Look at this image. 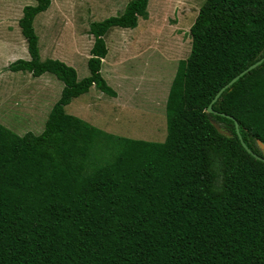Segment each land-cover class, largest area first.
<instances>
[{
    "label": "trees",
    "instance_id": "obj_1",
    "mask_svg": "<svg viewBox=\"0 0 264 264\" xmlns=\"http://www.w3.org/2000/svg\"><path fill=\"white\" fill-rule=\"evenodd\" d=\"M25 5L28 59L11 71L62 81L43 130L0 123V264H264V0H204L189 28L165 103L166 136L101 133L65 107L94 85L113 27L135 28L148 0L89 24L88 75L41 59L33 21L51 0ZM250 149L242 145L235 130Z\"/></svg>",
    "mask_w": 264,
    "mask_h": 264
},
{
    "label": "rangeland",
    "instance_id": "obj_2",
    "mask_svg": "<svg viewBox=\"0 0 264 264\" xmlns=\"http://www.w3.org/2000/svg\"><path fill=\"white\" fill-rule=\"evenodd\" d=\"M128 1L51 0L33 22L40 58L62 60L76 70L79 79L87 76L93 43L89 24L120 14ZM203 2L148 0V16L140 17L135 28H111L104 37L108 52L100 73L116 92L115 98L91 87L73 98L65 111L101 133L162 142L168 90L178 61L189 54V28ZM34 3L0 0V120L18 135L42 131L63 86L50 72L47 75L55 83L46 85L39 76L7 68L10 62L25 57L26 42L18 20L23 7Z\"/></svg>",
    "mask_w": 264,
    "mask_h": 264
},
{
    "label": "water",
    "instance_id": "obj_3",
    "mask_svg": "<svg viewBox=\"0 0 264 264\" xmlns=\"http://www.w3.org/2000/svg\"><path fill=\"white\" fill-rule=\"evenodd\" d=\"M263 61H264V55H263L260 59H258L256 62H254L253 64L249 65L247 68H245L244 70H242L241 72H239L237 75H235V76H234L231 80H229L225 85H223V86H222V87L216 92V94L214 95V97L212 98V100H211V102L209 103V105H208L206 111H207V112H214L213 109H212V107H211V105H212L213 102H215V101L218 99V97L220 96V94H221L226 88H228L231 84H233V83H234L239 77H241L242 75H244L246 72L250 71L251 69L255 68L256 66H258L259 64H261ZM234 123H235V130H236V132H237V134H238V137H239V139H240L242 145L244 146V148H245L247 151L251 152L250 149L245 145V143L243 142V140H242V138H241V136H240V134H239V129H238V124H237V122L234 121ZM258 143H259V146H260V148L262 149V151H263V153H264V143H262L261 141H259ZM251 153H252V155H253L254 157H256V158H258V159L264 161V158H263V157H260V156L256 155V154L253 153V152H251Z\"/></svg>",
    "mask_w": 264,
    "mask_h": 264
},
{
    "label": "crops",
    "instance_id": "obj_4",
    "mask_svg": "<svg viewBox=\"0 0 264 264\" xmlns=\"http://www.w3.org/2000/svg\"><path fill=\"white\" fill-rule=\"evenodd\" d=\"M34 22V21H33ZM131 29V28H130ZM133 29V28H132ZM24 38V37H23ZM25 40V39H24ZM26 42V41H25ZM26 51H27V44H26V48H25V57L23 58V59H28L29 58V54H28V58H27V53H26ZM28 52V51H27ZM104 59V58H103ZM103 59H102V61H103ZM43 60V59H42ZM11 63V62H10ZM9 63V64H10ZM102 63V62H101ZM87 65V64H86ZM8 67V66H7ZM88 69V68H87ZM100 71H101V69H100ZM27 73H29V72H27ZM47 73H49V72H45V73H43V74H41L40 76H39V78H40V80L41 81H43V83L44 84H46V85H48L49 83L50 84H54L55 83V80L51 77V75H47ZM30 74V73H29ZM50 74V73H49ZM33 78H38V76L37 77H33ZM63 84V83H62ZM91 87H95L94 85H92ZM90 87V88H91ZM62 88V87H61ZM90 88H89V90H90ZM95 89H97V90H99L98 88H96L95 87ZM100 91V90H99ZM102 92V91H101ZM87 93V92H86ZM90 93V92H89ZM104 93V92H103ZM116 93V92H115ZM85 94V93H84ZM101 94V93H100ZM108 95V94H107ZM110 96V95H109ZM116 96V95H115ZM115 96H111L112 98H115ZM116 101V100H115ZM52 107V106H51ZM51 109V108H50ZM50 111V110H49ZM49 113V112H48ZM48 115V114H47ZM5 116V115H4ZM46 121V120H45ZM0 123L1 124H3L2 122H1V120H0ZM6 123L7 122H5V124H3V125H5L6 126ZM45 123V122H44ZM7 127V126H6ZM8 128V127H7ZM10 129V128H9ZM43 130V129H42Z\"/></svg>",
    "mask_w": 264,
    "mask_h": 264
}]
</instances>
